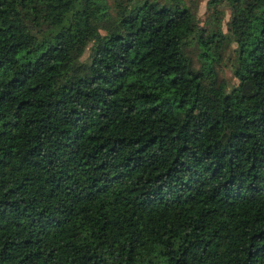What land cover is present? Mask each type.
Wrapping results in <instances>:
<instances>
[{"label":"trees","instance_id":"trees-1","mask_svg":"<svg viewBox=\"0 0 264 264\" xmlns=\"http://www.w3.org/2000/svg\"><path fill=\"white\" fill-rule=\"evenodd\" d=\"M196 1L0 0V264H264V0Z\"/></svg>","mask_w":264,"mask_h":264},{"label":"rangeland","instance_id":"rangeland-1","mask_svg":"<svg viewBox=\"0 0 264 264\" xmlns=\"http://www.w3.org/2000/svg\"><path fill=\"white\" fill-rule=\"evenodd\" d=\"M111 2V0H109ZM194 9L196 10L197 19L199 24L205 23L210 18L211 9L207 8V0H197L194 3ZM226 19V18H225ZM223 26L225 28V23H223ZM192 57L196 58V52L197 48L192 47ZM89 53V47L86 48L84 54L82 55V58H87ZM234 56V51L227 49L226 54L223 57V61L218 65V72L219 77L222 79L227 85L236 83V77L233 75L232 72V57Z\"/></svg>","mask_w":264,"mask_h":264}]
</instances>
